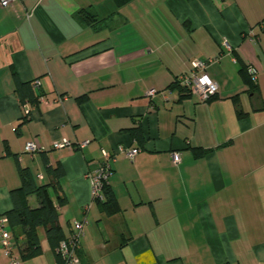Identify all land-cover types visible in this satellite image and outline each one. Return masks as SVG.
I'll return each mask as SVG.
<instances>
[{"label": "crops", "instance_id": "crops-1", "mask_svg": "<svg viewBox=\"0 0 264 264\" xmlns=\"http://www.w3.org/2000/svg\"><path fill=\"white\" fill-rule=\"evenodd\" d=\"M86 8L99 20L89 22ZM263 20L264 0L0 6V215L13 207L21 168L42 185L60 166L64 234L86 220L72 264H264ZM194 58L214 59L207 73L218 92L208 101L173 86ZM134 127L146 139L132 160L122 151L140 146ZM62 139L73 146L55 148ZM28 142L41 150L27 152ZM103 151L122 209L113 215L93 200L86 176L103 165ZM44 231L33 257L22 255L21 231L12 238L17 264L59 262ZM0 264H15L1 235Z\"/></svg>", "mask_w": 264, "mask_h": 264}, {"label": "trees", "instance_id": "trees-1", "mask_svg": "<svg viewBox=\"0 0 264 264\" xmlns=\"http://www.w3.org/2000/svg\"><path fill=\"white\" fill-rule=\"evenodd\" d=\"M117 6H122L129 3L132 0H114ZM82 15L87 18L91 23L98 21V15L93 9H84ZM263 22V21H262ZM264 29V27H262ZM242 72L246 75L247 81L251 86H257L256 76L254 73L249 72L247 65H244ZM16 75V72H13ZM181 75V74H180ZM179 75V76H180ZM178 76V77H179ZM178 77L173 83V86L181 91H187L189 94H193L191 90L181 87L178 83ZM22 83L17 84L18 90L22 86ZM215 95L210 97L212 99ZM38 99V98H37ZM208 99V100H210ZM27 116V114H26ZM131 133L134 138L140 143V146L135 148L142 149L141 145L145 141V136L141 128L134 127L131 128ZM196 153H203L200 148L194 149ZM109 174L107 178L102 180L101 193L93 197V200L98 202L104 210L110 215L119 213L122 211L115 193L110 186L109 176L112 172V164L110 162ZM54 179L48 184L38 185L31 176L27 168L20 169V175L22 178V185L19 188L13 189L11 192L13 198V207L1 216L7 218L5 223V229L9 232L11 237V242L14 250L13 237H18L20 231L25 236L24 249L22 251L23 257H33L42 253V246L40 243L39 229L44 228L45 234L48 237L51 246L53 247L56 256L58 258V263H62V257L58 253L57 249L61 241L68 239L73 227H71L70 233L66 236L64 234L63 228L60 225L59 217L60 211L59 207L64 204L65 199L59 195V180L61 176V167L57 166L51 168ZM57 191L56 198L52 196V191ZM33 197L36 200V204H30L29 198ZM86 210V208H85ZM85 226V225H84ZM1 235V232H0ZM84 236V235H83ZM81 247V242H80ZM80 247L78 248V254ZM80 258V255H79Z\"/></svg>", "mask_w": 264, "mask_h": 264}, {"label": "built area", "instance_id": "built-area-1", "mask_svg": "<svg viewBox=\"0 0 264 264\" xmlns=\"http://www.w3.org/2000/svg\"><path fill=\"white\" fill-rule=\"evenodd\" d=\"M15 0H0L1 7H7L12 4ZM261 27H264V20L260 23ZM213 58H194L191 61V69L189 72L183 73L178 77V83L181 87L189 89L193 94H196L203 101H208L210 97L216 95L218 92V84L215 82L207 73V67ZM36 85L40 84V81L36 79ZM155 89L148 91L149 95L155 93ZM26 114L30 113V110H25ZM88 141L80 144L83 147ZM55 148L72 147L73 143L67 139L56 140L53 144ZM25 150L29 153H35L40 151L41 148L34 142H28L25 146ZM128 158L134 159L138 154L139 149L132 148L122 151ZM104 162L99 170L95 173H87L86 176L90 179L92 183L93 195L97 196L101 193L102 180L108 177L109 167L112 155L106 151H103ZM173 162L178 164L181 161V154L178 151L172 153ZM88 210V207H86ZM7 218L4 216L0 217V232H1V242L4 247V252L9 256L13 263L17 264L16 257L13 253V245L11 242V237L9 232L5 229V223ZM86 220H75L72 224L73 230L68 239L61 241L57 251L62 257V263L56 264H72L80 260L78 254V248L80 247L81 238L84 235V225Z\"/></svg>", "mask_w": 264, "mask_h": 264}, {"label": "rangeland", "instance_id": "rangeland-1", "mask_svg": "<svg viewBox=\"0 0 264 264\" xmlns=\"http://www.w3.org/2000/svg\"><path fill=\"white\" fill-rule=\"evenodd\" d=\"M44 233H45V231H44Z\"/></svg>", "mask_w": 264, "mask_h": 264}]
</instances>
